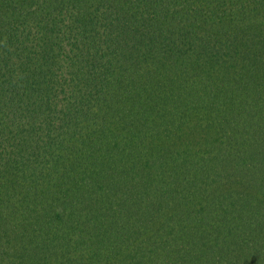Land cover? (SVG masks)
Here are the masks:
<instances>
[{
  "label": "trees",
  "instance_id": "1",
  "mask_svg": "<svg viewBox=\"0 0 264 264\" xmlns=\"http://www.w3.org/2000/svg\"><path fill=\"white\" fill-rule=\"evenodd\" d=\"M0 264H264V0H0Z\"/></svg>",
  "mask_w": 264,
  "mask_h": 264
}]
</instances>
